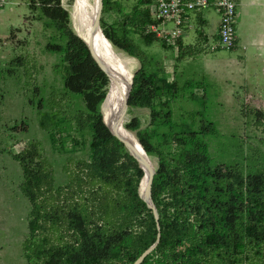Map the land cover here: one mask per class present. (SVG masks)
Masks as SVG:
<instances>
[{"label":"trees","instance_id":"trees-1","mask_svg":"<svg viewBox=\"0 0 264 264\" xmlns=\"http://www.w3.org/2000/svg\"><path fill=\"white\" fill-rule=\"evenodd\" d=\"M27 2L30 10H38L64 34L63 43L48 42L46 50L61 55L66 70L63 88L82 97L83 108L75 113L74 122L80 131L89 134V158L77 161L67 171V183L56 186L54 169L38 141H29L18 153L8 152L21 169L19 190L30 204L23 255L27 264H133L155 242L158 229L152 211L138 194L142 168L102 118L106 121L100 109L110 77L101 66L96 72L86 43L68 26L70 14L62 7V0ZM137 4L139 8H132L128 19L112 26L105 22L103 14H122V8L116 0H104L101 27L114 47L140 64L132 83L124 87L118 106L125 103L126 90L131 85L132 107L149 108L151 124L157 126L170 114L166 111L161 117L168 100L157 98L168 91L165 81L158 77L162 62L126 35V21L140 23L144 45L154 40L167 44L145 32V27L155 22L150 0H138ZM175 44L177 59L206 52L185 46L182 39ZM100 61L110 68L108 61ZM38 90L34 88L33 94ZM31 102L37 109L38 127L52 132L56 113L44 110L41 97ZM263 124L258 121V125ZM126 127L136 130L139 121L134 118ZM11 131L26 132L27 124L21 122ZM208 131L201 124L199 132ZM145 136L144 132L137 133L144 152L150 155L156 151ZM156 154L158 167L151 198L158 213L160 236L156 248L140 264L264 262V166L245 173L236 164L211 163L207 146L202 143L182 159Z\"/></svg>","mask_w":264,"mask_h":264},{"label":"rangeland","instance_id":"rangeland-1","mask_svg":"<svg viewBox=\"0 0 264 264\" xmlns=\"http://www.w3.org/2000/svg\"><path fill=\"white\" fill-rule=\"evenodd\" d=\"M62 1V7L70 14L68 26L76 32L71 18L73 0ZM137 2L125 0L122 14L106 11L105 22L115 26L118 21H125L132 8H139ZM125 25L126 35L162 62L158 77L165 81L168 91L157 98L168 100L161 117L170 112L154 126L149 108L133 106L130 122L134 118L139 121L134 134L144 132L154 150L166 158L182 159L197 151L202 143L207 146L211 163L236 164L245 173L263 167L264 124L258 125V121L264 123V96L256 91L255 66L248 71L249 65L235 56L233 48L218 47L177 59L179 52L158 40L144 45L137 21H126ZM193 35L190 31L185 40L190 41ZM48 42H64V34L56 23L38 10H30L27 0H5L0 10V264H27L22 241L28 232L30 204L19 190L21 169L8 152L18 153L29 141H38L54 169L56 186L67 183V171L77 161L89 158V134L80 131L74 122L75 113L83 108L82 97L63 88L65 64L60 54L46 50ZM115 48L125 54L133 77L139 61ZM34 88L39 89L35 95ZM40 97L44 110L56 113L52 132L38 127L37 109L31 100ZM155 102L159 107V102ZM118 110L126 126L125 106ZM21 122L27 124L26 132L11 131ZM201 124L209 129L205 134L199 132ZM156 152L145 154L154 171L158 167Z\"/></svg>","mask_w":264,"mask_h":264},{"label":"bare ground","instance_id":"bare-ground-1","mask_svg":"<svg viewBox=\"0 0 264 264\" xmlns=\"http://www.w3.org/2000/svg\"><path fill=\"white\" fill-rule=\"evenodd\" d=\"M99 3L100 0H73L71 10L73 26L76 30V33L85 41V43L91 38L93 21L96 18ZM94 52L96 56H98L99 61L101 59L106 62L108 61V63L110 64L109 68L105 63L100 61L101 67L107 71L111 83V85L109 84L108 86L107 95L101 104L102 115L104 113L106 121L109 125L104 120V116L103 120L109 127L110 131L117 138H119L124 143V145H127L136 156L139 166L142 168L144 173L140 181L142 183L139 186V195L141 197H146V185L148 186L149 181L156 170L154 171L149 158L145 155L146 151L143 150V147L137 139V136L133 131L129 130L125 126L123 120L121 119V112L118 110V108L122 109L125 106V103L129 98V93L131 91L130 87L126 90L125 103H122L117 108L118 101L122 95V91L124 87L131 81L132 77L129 68L127 67V62L124 57L125 54L118 51L103 33H100L95 40ZM104 102L106 107L105 111Z\"/></svg>","mask_w":264,"mask_h":264},{"label":"crops","instance_id":"crops-1","mask_svg":"<svg viewBox=\"0 0 264 264\" xmlns=\"http://www.w3.org/2000/svg\"><path fill=\"white\" fill-rule=\"evenodd\" d=\"M121 8L125 7V0H116ZM237 1V22L236 40L232 52L237 58L240 57L248 66V71L255 69L256 91L258 95L264 96V0H236ZM187 32L182 38L186 46L200 51L202 41L215 38L219 26L217 13L208 7L199 12L187 15ZM209 28L213 29L209 32ZM194 32L193 38L186 41L185 37ZM252 66H255L253 69ZM264 103V100L261 101Z\"/></svg>","mask_w":264,"mask_h":264},{"label":"built area","instance_id":"built-area-1","mask_svg":"<svg viewBox=\"0 0 264 264\" xmlns=\"http://www.w3.org/2000/svg\"><path fill=\"white\" fill-rule=\"evenodd\" d=\"M5 0H0V10ZM211 7L219 17L216 37L202 41L205 51L216 48L232 49L236 40V0H150L149 9L154 23L145 27L146 33H153L167 45L177 50L175 41L187 32V15Z\"/></svg>","mask_w":264,"mask_h":264},{"label":"water","instance_id":"water-1","mask_svg":"<svg viewBox=\"0 0 264 264\" xmlns=\"http://www.w3.org/2000/svg\"><path fill=\"white\" fill-rule=\"evenodd\" d=\"M103 5H104V0H100V3H99V7H98V10H97V13H96V18L95 20L93 21V30H92V35H91V38L86 42V52L87 54L90 56L94 66H95V69H96V72H97V67H100L101 66V63L98 59V56H96L95 52H94V45H95V40L97 39V36L102 33V27H101V17H102V12H103ZM78 37H80L76 32H74ZM81 38V37H80ZM82 39V38H81ZM83 40V39H82ZM84 41V40H83ZM85 43V41H84ZM89 49V50H88ZM100 79V81L102 83L103 80L98 77ZM130 89H131V85H130ZM132 104H131V94L129 93V99H128V103L125 107V110H124V118L125 120L128 121V123L130 122L131 120V110H132ZM103 118V117H102ZM104 121V120H103ZM105 123V122H104ZM107 126V125H106ZM108 127V126H107ZM109 128V127H108ZM110 130V129H109ZM111 132V131H110ZM125 151L131 155L136 161H137V158L136 156L133 154L132 150L127 146V145H123ZM152 180H153V176L151 177L150 181H149V184L147 186V196L146 197H141L139 195V197L145 202L146 206L148 207V209H150L154 215V218L156 220V225H157V229H158V233H157V237H156V240L155 242L149 246L145 251H143L141 253V255L134 261L133 264H140L142 262V260L147 256L149 255L157 246L158 242H159V236H160V233H159V223H158V213H157V210L153 204V201H152V198H151V187H152ZM139 194V193H138Z\"/></svg>","mask_w":264,"mask_h":264}]
</instances>
